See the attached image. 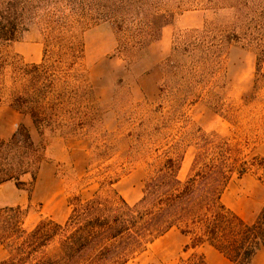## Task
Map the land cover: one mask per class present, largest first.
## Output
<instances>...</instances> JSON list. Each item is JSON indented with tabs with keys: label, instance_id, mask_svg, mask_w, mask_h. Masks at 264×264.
<instances>
[{
	"label": "rangeland",
	"instance_id": "374dc122",
	"mask_svg": "<svg viewBox=\"0 0 264 264\" xmlns=\"http://www.w3.org/2000/svg\"><path fill=\"white\" fill-rule=\"evenodd\" d=\"M20 3L15 39L0 42V139L22 126L41 159L34 180L26 173L21 187L0 184V206L18 207L23 227L41 219L62 223L70 198L89 197L108 167L120 176L115 188L129 203L140 198L156 158L182 153L183 179L203 131L234 136L246 159H264V79L255 76L256 57L264 54V0ZM54 26L61 37L82 41L84 54L72 70L74 89H60L63 101L40 134L30 115L11 105L12 91L23 81L22 67L41 61ZM224 117H235V124ZM257 175L254 167L233 175L223 194L225 205L247 221L264 203ZM188 244V236L171 229L127 264H177L190 255L231 264L207 243ZM6 255L0 245V260ZM251 264H264L262 248Z\"/></svg>",
	"mask_w": 264,
	"mask_h": 264
},
{
	"label": "trees",
	"instance_id": "16d2710c",
	"mask_svg": "<svg viewBox=\"0 0 264 264\" xmlns=\"http://www.w3.org/2000/svg\"><path fill=\"white\" fill-rule=\"evenodd\" d=\"M20 6V0H0V42L15 39ZM58 28L48 31L41 61L22 67L23 81L12 91L11 105L27 112L40 134L46 117H52L63 101L60 89H74L72 70L84 54L83 42L61 37ZM256 58V79H264L263 52ZM3 64L0 57V72ZM262 103L264 108V98ZM224 118L235 124V117ZM182 157L177 153L156 158L133 203L119 194L115 183L120 176L108 167L89 197L70 198L62 223L41 219L25 228L15 217L18 207L0 206V245L7 251L0 264H127L171 229L188 236L186 248L207 243L231 264H251L256 251L264 250V203L247 221L225 205L223 194L233 175L251 167L264 185V159H246L234 136L216 131L196 137L191 164L180 179ZM40 159V147L30 133L17 128L7 140L0 139V184L13 180L21 187L20 177L26 173L34 180ZM177 264L207 263L202 256L190 255Z\"/></svg>",
	"mask_w": 264,
	"mask_h": 264
},
{
	"label": "crops",
	"instance_id": "0c3cea01",
	"mask_svg": "<svg viewBox=\"0 0 264 264\" xmlns=\"http://www.w3.org/2000/svg\"><path fill=\"white\" fill-rule=\"evenodd\" d=\"M5 182H8V181H5ZM4 183V182H3Z\"/></svg>",
	"mask_w": 264,
	"mask_h": 264
}]
</instances>
